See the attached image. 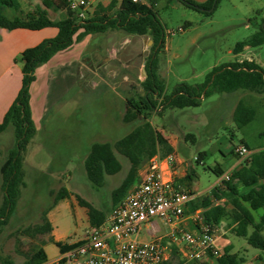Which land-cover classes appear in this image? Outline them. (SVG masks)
<instances>
[{"label": "rangeland", "instance_id": "1", "mask_svg": "<svg viewBox=\"0 0 264 264\" xmlns=\"http://www.w3.org/2000/svg\"><path fill=\"white\" fill-rule=\"evenodd\" d=\"M15 1L17 6L2 10L8 18L25 17L27 13L45 9L43 0ZM77 1L70 0L72 4ZM73 8L76 12L80 10L75 6ZM154 8L165 34L163 46L155 54L154 64L166 94L179 83H202L212 68L231 61L250 58L264 68V42L243 48L238 54L233 52L236 43L249 40L264 24V0H218L208 15L175 0H155ZM88 9L86 7L83 11L86 13ZM47 13L53 20L66 16L63 9H47ZM125 38L129 42L123 44L121 41ZM151 44L120 34L118 30H107L88 39L84 37L55 58L53 56L48 63L53 66L52 77L46 71L38 72L35 90L30 92L36 132L24 152L22 168L25 186L21 188L14 212L0 227V264H22L23 254L36 246H42L46 257L52 259L59 254V250L51 239L67 244L82 239L89 225L85 209L78 205L74 194L96 208L107 213L110 211V192L124 178L129 166L127 160L114 152L121 169L114 175H107L103 187L98 190L90 186L83 160L92 143H112L142 121L139 118L123 122L122 115L125 100L144 93L140 84L147 75L145 62L151 54ZM95 48L103 54L104 60L109 59L94 63L91 55ZM80 55L85 57L81 72L86 81L83 93L79 84L66 87L71 83L69 79L74 77L71 76L74 63L71 64V61L80 60ZM99 56L98 53L97 58ZM104 64L107 65L105 68ZM124 78L128 81L125 82ZM130 80L133 82L131 87ZM95 81L98 86L92 89ZM241 92L227 95L214 91L201 98L198 106L185 109H160L162 104L157 99L158 110L150 113V124L175 142V155L190 163L195 178L185 189L194 197L206 195L219 183H216L219 177L212 168L220 165L225 169V164L232 159L231 150L241 140L250 149L264 147V96L261 100L251 101L241 97L240 100L254 111V117L244 126L236 127L228 117L233 100ZM187 133L194 135V142L183 139ZM13 143V131L8 127L0 134V163ZM198 153H203L200 163L196 162ZM62 187L69 192V196L47 213L52 231L32 237L22 234L25 228L42 222L43 212L52 205L55 194ZM1 198L0 190V202ZM263 211L253 212L255 221ZM157 222L164 231L162 223ZM190 222L194 227V223ZM231 225L229 219H223L217 233L223 234L233 250L239 251L246 264H260L264 260V251L249 246L244 238L234 235ZM260 233L264 236V225ZM140 238L145 239L146 236L141 232ZM257 255L261 260L255 257ZM171 264L196 263L184 262L175 255Z\"/></svg>", "mask_w": 264, "mask_h": 264}, {"label": "trees", "instance_id": "2", "mask_svg": "<svg viewBox=\"0 0 264 264\" xmlns=\"http://www.w3.org/2000/svg\"><path fill=\"white\" fill-rule=\"evenodd\" d=\"M142 1L144 3L132 0H110L106 7L98 4L96 11L91 16L79 18V11L76 12L77 10L72 7L70 0H43L45 9H37L36 12L27 13L25 17L8 18L2 10L6 7L17 6V2L15 0H0V28L8 31L18 28L29 30L56 28V34L53 37L44 39L20 53L21 86L0 122V133L11 127L14 137L13 146L0 163V190L2 193L0 227L7 223L14 212L21 188L25 186L22 168L24 152L36 132L29 103V90L35 80V71L56 53L70 48L85 36L104 33L107 30H119L129 35L148 36L152 41L151 54L145 62L147 75L140 84L144 93L137 98H127L122 115L123 122H133L139 118H142V121L126 135L112 143H92L83 160L85 176L90 186L96 190L103 187L107 175H114L121 169L115 151L127 160L129 166L124 178L110 192L111 208L116 206L129 188L137 182L139 169L146 160L157 154L163 157L173 153V148L167 139L148 121L150 113L158 110L157 99H160L159 103L162 104L160 109L165 107L185 109L198 106L201 98L214 91L224 93L248 91L264 94V68L248 59L235 60L214 67L205 76L202 83H179L169 94H166L164 84L160 80L156 64H154L155 54L164 43V29L157 18L154 8L155 0ZM175 1L203 11L207 15L213 11L218 2L216 0L212 10L208 12L207 10L212 7L214 0H206L202 3L193 0ZM47 9H63L66 16L53 20L49 17ZM263 42L264 27H260L259 31L249 40L236 43L233 52L238 54L245 46L254 47ZM253 117L254 111L243 101H238L232 115L236 127L244 126ZM183 139L190 142L195 141L194 135L189 133L184 134ZM241 143L250 149L243 140ZM231 153L233 154V150ZM202 157L203 153H198L196 162L200 163ZM212 170L219 178L225 174L218 167L212 168ZM228 173V180H222L214 185L206 195L193 197L187 203L185 214L200 210L202 221L209 230H215L223 219H229L232 223L230 230L234 235L244 238L249 246L264 251V236L260 233L264 225V211L259 215L257 221L253 214L260 209L264 210V149L252 151L248 158L241 161ZM194 178L193 170L189 169L180 183L184 185V188H187ZM68 196L69 192L64 187L60 188L53 198L52 205L43 212L42 222L25 228L21 233L31 237L50 233L53 227L48 220L47 213L60 200ZM74 198L78 205L85 209L89 226H98L104 221L107 211L96 208L78 194H74ZM220 200L223 201L219 202ZM51 241L59 252L77 244V242L62 243L53 239ZM171 248L172 255L175 256V248ZM23 256L22 264H38L47 258L42 246L32 247ZM209 258L213 259L215 264H243L245 261L239 253H230L228 249H225L217 257L209 256ZM202 260L195 263L205 264ZM7 264L13 263L7 262ZM260 264H264V260Z\"/></svg>", "mask_w": 264, "mask_h": 264}, {"label": "built area", "instance_id": "3", "mask_svg": "<svg viewBox=\"0 0 264 264\" xmlns=\"http://www.w3.org/2000/svg\"><path fill=\"white\" fill-rule=\"evenodd\" d=\"M74 6L80 8L78 17L84 18L83 9L89 6V0H78ZM233 154L241 162L251 151L239 143ZM174 162L172 153L149 158L137 182L100 225L89 226L76 245L38 264H171V247L184 262L219 256L215 247L216 229L209 230L203 223L200 210L185 214L187 203L194 195L181 183L164 176V169L172 167ZM228 178L226 172L218 181ZM152 219L162 220L168 228L166 233L149 240L138 239L144 224ZM186 220L194 223V229L186 228Z\"/></svg>", "mask_w": 264, "mask_h": 264}, {"label": "crops", "instance_id": "4", "mask_svg": "<svg viewBox=\"0 0 264 264\" xmlns=\"http://www.w3.org/2000/svg\"><path fill=\"white\" fill-rule=\"evenodd\" d=\"M196 1L204 2L205 0H196ZM109 3H110V0H89V6H88L89 9L86 10L85 16H91L96 11L98 4H100V6H102V7H106V6H108ZM118 32H120V34L121 33L126 34V33L119 31V30H118ZM55 34H56V28H53V27H46V28H42V29H38V30H29V29L18 28V29H13V30H9V31L0 28V122H1L5 112L7 111L9 106L12 104L13 100L15 99V97H16L19 89H20V86H21V63L19 61L20 53L26 48L33 47V46L37 45L39 42H41L44 39L53 37ZM100 34H102V33H100ZM126 35H128L130 37L132 36V37L138 39V41H139V39H142V41L146 44L152 43L151 39L148 36H136V35H129V34H126ZM85 37H86V39H88V38H91L92 35H87ZM121 42L123 44H125V42H129V39L125 38ZM246 47H248V46H245L244 48H246ZM63 51H65V50H63ZM63 51H60L58 53H61ZM96 52H97V54L98 53L100 54V56L98 58H97V55L95 54ZM58 53H56L54 55V58L56 57V55H58ZM92 55H94L97 58V62L99 60H101V62H105L109 59V58H107L106 60H104L103 54L97 48H95ZM92 55H91V57H92ZM80 56H81L80 60L75 59V60L71 61V64L74 62L72 64V67H73L72 73L73 74L71 75L74 77L72 79H69L71 81V83L69 85H66V87L70 88L76 84H79V89L83 93L84 92L83 83L86 81L82 78L81 72L84 68L85 57H82V55H80ZM51 59L49 61H51ZM248 59H250V58H248ZM49 61L47 62V64H44L40 68L36 69L35 80L32 82V84L30 86V90H29L30 92L35 90V84H36V80H37L36 75H38V72L46 71L48 73L49 77H52L50 75V73L53 70V66L52 67L49 66V64H48V63H50ZM106 66L107 65L104 64L103 68H105ZM94 69H96V66H94ZM78 74H79V77H78ZM124 81L125 82L128 81L127 78H124ZM141 81H143V80H141ZM48 83H49V81H48ZM132 83H133L132 80H130L129 87H131L133 85ZM91 86H92V89H95L96 86H98V82L97 81L93 82ZM227 95H229V94L227 93ZM239 95L240 96L236 100H233V103H232L233 106H231V109L228 112V117L230 119H232L234 108L240 99L245 98L247 101H251V100H255V99L261 100L262 97L264 96V94H257V93L253 94V93L244 92V91L241 92ZM32 101H33V98L31 97V94H30V99H29L30 107H31ZM32 120H33V116H32ZM156 130L159 131L164 136V138L167 139L168 143L173 148L172 154L175 156V162H174L173 166L164 169V176L167 178H172L176 182L180 183L181 179L187 174V171L189 169H192V167H191L190 163L185 161V159L179 157L178 155H175V152H176L175 151V144H174L175 142H173L170 139V137L168 135H166L162 130H160V129H156ZM260 149H264V147H258L256 149H250V151L252 152V151H256V150H260ZM146 163H147V160L140 167L139 172H138L139 175L142 174L143 167L146 165ZM239 163L240 162L235 157V155L232 154V159L225 164V169L223 167H221L220 165H216V167L220 168L224 173H226V172L230 171L231 169L235 168ZM218 180H219V178H218ZM218 180L216 181V183L218 182ZM222 201L223 200H220L219 202H222ZM219 202H217V203H219ZM186 208H187V206H186ZM157 221H160L162 223V225L164 226L163 227L164 231H162V228L159 226ZM190 221L191 220H186L185 226L188 229L189 228L194 229V227L192 226ZM167 230H168L167 225L162 220L152 219L149 223L144 224L142 231H141L146 236L147 239L146 238L145 239L140 238V234L138 236V239L149 240L155 236L163 235L164 233H166ZM217 232H218V230L216 228L215 247L217 248L219 253H222L225 249H228L230 253H239L238 250H233L232 244L230 242H228L226 239H224L223 234L219 235L218 234L219 232L218 233ZM255 257L260 259L259 255L255 256ZM202 261L205 264H215L214 260L211 258H208V257L203 258ZM243 264H246V263L244 262Z\"/></svg>", "mask_w": 264, "mask_h": 264}, {"label": "water", "instance_id": "5", "mask_svg": "<svg viewBox=\"0 0 264 264\" xmlns=\"http://www.w3.org/2000/svg\"><path fill=\"white\" fill-rule=\"evenodd\" d=\"M215 1H216V0H214V2H213V4H212V7H211L210 9L207 10L208 12H210V11L212 10V8L214 7ZM261 27H264V24H262ZM95 54L97 55V52H96Z\"/></svg>", "mask_w": 264, "mask_h": 264}, {"label": "flooded vegetation", "instance_id": "6", "mask_svg": "<svg viewBox=\"0 0 264 264\" xmlns=\"http://www.w3.org/2000/svg\"><path fill=\"white\" fill-rule=\"evenodd\" d=\"M92 60H93L95 63H97V58H96L94 55H92ZM100 62H101V60H100Z\"/></svg>", "mask_w": 264, "mask_h": 264}]
</instances>
